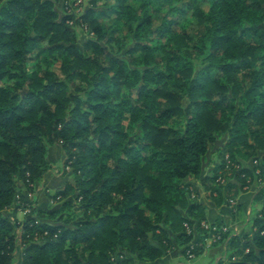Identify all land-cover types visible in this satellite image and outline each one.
I'll return each instance as SVG.
<instances>
[{
	"label": "trees",
	"instance_id": "1",
	"mask_svg": "<svg viewBox=\"0 0 264 264\" xmlns=\"http://www.w3.org/2000/svg\"><path fill=\"white\" fill-rule=\"evenodd\" d=\"M75 1L60 13L59 0H0V264L186 254L206 217L184 181L201 180L220 205L264 156V0H88L78 16ZM77 28L90 35L81 48ZM223 136L221 165L204 176ZM54 145L71 176L59 206L12 222L18 182L42 180ZM226 155L238 166L232 186L218 173ZM255 201L254 231L227 233L218 264H264V187Z\"/></svg>",
	"mask_w": 264,
	"mask_h": 264
},
{
	"label": "crops",
	"instance_id": "2",
	"mask_svg": "<svg viewBox=\"0 0 264 264\" xmlns=\"http://www.w3.org/2000/svg\"><path fill=\"white\" fill-rule=\"evenodd\" d=\"M221 145L216 146V149L218 150L221 148ZM54 147H59L57 145H54ZM216 154V163L210 166L208 170L206 169V166L204 167V176H206L208 173L211 172V170L214 169L215 165H217L218 159H217V152ZM212 154V151L208 154L210 156ZM207 156V159H208ZM213 157V156H212ZM211 157V161H213ZM226 157V164L223 170L218 171L219 174H223L225 177L221 184H226L227 182L230 183V185L233 184L234 178H232V169H238V166L236 163H231L230 174L228 172H224V170L227 168L228 163L231 160H228L227 155ZM220 164V163H219ZM221 165V164H220ZM244 167L250 171H253V166L251 162L245 163ZM227 177V178H226ZM48 178L44 176V179L42 181L43 184H46ZM196 183V184H194ZM253 178H247L245 180V183L241 186L240 183L236 184V187L234 186L229 191H227L223 197V203L220 205H217L213 199V197L216 198L215 194H211L208 191H206L201 183V180L195 179L193 177H189L184 181L185 185H188L190 188L192 195L191 198L193 201L200 204L204 210H205V217L206 222L208 223H218L226 226L228 229V233H230V236H238V237H245L250 235L254 229H253V220L260 216V212L262 209V206L260 203H257L255 201V194L257 193L256 190V183ZM189 184H192L195 188H192ZM239 185L240 188L237 186ZM51 186V185H49ZM64 186V185H63ZM52 187H55L52 186ZM238 190V194L236 196H232L233 192ZM237 201V204H235V207L237 208L235 211L232 210V205ZM199 235H195V238H198ZM228 253V247L227 242H224L222 244L214 245L209 248H206L202 251V253L198 256H195L192 260H186L185 254H183V249L179 247H175L173 250L168 252L166 255H164L162 258L154 261V262H139L137 260H134L132 264H192L196 259L199 258V256L208 257L210 259L209 264H218L220 261H223ZM198 264V262H197Z\"/></svg>",
	"mask_w": 264,
	"mask_h": 264
},
{
	"label": "rangeland",
	"instance_id": "3",
	"mask_svg": "<svg viewBox=\"0 0 264 264\" xmlns=\"http://www.w3.org/2000/svg\"><path fill=\"white\" fill-rule=\"evenodd\" d=\"M62 1L59 0V2L56 4L57 9L62 13ZM88 6V0H76L74 4H70L68 7L69 13L75 14L78 16L81 12H83ZM152 9H155L154 6H152ZM141 14V12H139ZM189 14V13H188ZM188 14L186 17H188ZM154 17V26L156 27L159 24L160 20V14H152ZM101 23L105 25H111L112 21L109 18H103L100 20ZM195 22L194 19L189 20L190 25ZM124 34V31L122 32ZM76 34L78 38V46L81 48L84 44V42L90 38L89 33L84 28H77ZM125 48L128 49L131 47V43L128 41H125ZM30 63H33L30 62ZM226 138L223 136L220 138L215 145L212 147V154L208 156V159L205 160L206 169L208 170L211 168L210 166L216 163V154L215 151L216 146L223 145ZM213 156V157H212ZM211 157L213 161H211ZM264 157L263 155H260L258 158ZM47 158L50 163V170L45 174V177L48 178L46 184H43L42 180L38 182L37 184L33 185L30 184V186L24 187L21 182H18L17 187V196L15 198V206L12 209H9L5 212L6 216L12 221V222H21L23 219V216L26 213H29L30 209H43V210H51L55 209L59 206V203H56L53 201V197L56 195V191L61 190L63 185L71 179L68 167H64V162L66 160L64 152L61 150L60 147H54L51 146L48 148V154ZM226 158V157H225ZM230 161L227 165V168L224 170V172H228L229 177L231 176L230 168H231ZM264 163V161L262 162ZM259 167L261 168H254L253 171V178L256 183V190L257 192L264 187V164H259ZM259 174V175H258ZM227 178V177H226ZM254 183V184H255ZM196 184V183H194ZM51 185V186H49ZM55 187H52L54 186ZM192 188H195L192 184H189ZM188 186V185H187ZM190 189V188H189ZM196 189V188H195ZM235 204H237V201L232 205V210L235 211L237 208L235 207ZM16 207V208H15ZM225 242V241H224ZM17 258L20 260L21 258V252H18L16 254ZM209 264L210 259L204 256H199L198 259H196L192 264ZM226 264V262H225Z\"/></svg>",
	"mask_w": 264,
	"mask_h": 264
},
{
	"label": "built area",
	"instance_id": "4",
	"mask_svg": "<svg viewBox=\"0 0 264 264\" xmlns=\"http://www.w3.org/2000/svg\"><path fill=\"white\" fill-rule=\"evenodd\" d=\"M264 161V157L257 158L252 160V166L254 168H261L259 164ZM259 175V174H258ZM187 232H190V229L187 224L184 225ZM201 227L203 229V233L198 236V241L196 243L189 244L188 250H186L185 258L186 260H192L195 257L194 250L195 249H206L215 244H219L224 242V236L228 233V229L224 225L219 224H211L207 222H201Z\"/></svg>",
	"mask_w": 264,
	"mask_h": 264
}]
</instances>
